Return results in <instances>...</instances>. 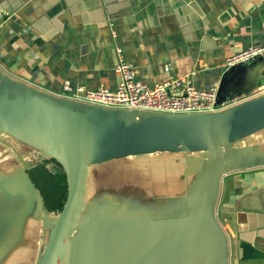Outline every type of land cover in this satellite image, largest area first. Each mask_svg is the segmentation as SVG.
Wrapping results in <instances>:
<instances>
[{
    "label": "crops",
    "instance_id": "1",
    "mask_svg": "<svg viewBox=\"0 0 264 264\" xmlns=\"http://www.w3.org/2000/svg\"><path fill=\"white\" fill-rule=\"evenodd\" d=\"M248 46H264V0H0L3 79L57 102L61 100L58 94L64 81L86 91L98 87L114 90L118 81L114 72L116 50L148 86L185 77L196 89L208 90L218 87L226 71V58ZM259 90L239 98L240 103L260 97H254ZM255 135L259 140L257 146L249 141ZM238 141L223 148L221 155L215 154L209 164L211 168H222L215 194L216 215L226 234L227 264H264V165H255L264 161V128L235 142ZM0 150V159L10 163L1 168L0 182L14 183L18 175L34 167L43 177V171L49 172L48 166L54 162L40 149L29 147L20 137L2 129ZM168 162L179 165L178 176L168 175ZM155 165V169L144 172H161L160 180L164 173L167 180L154 183L155 191L144 190L141 185L142 190L137 192L143 197L127 200L146 198L145 191L154 193L150 200H159L154 208L159 209L160 221L166 222V215L176 214L171 221H187L186 230L193 233V226L188 227L192 218V192L188 186L192 173L201 172L204 163L190 156ZM59 174L63 175L62 169ZM147 175L145 182L150 186L152 181ZM132 180L129 191L134 190L137 182ZM54 182L57 183L55 179ZM87 182L88 177L86 190ZM203 185L201 180L197 197ZM118 191L122 192L119 187ZM36 196L33 193L27 197L35 204L31 205L29 215L24 211L18 223L21 227L33 225L34 233L47 232V238L59 213L51 210L58 206L46 207L41 196ZM120 207L113 203L114 210ZM131 207L132 203L122 214L125 216H114L119 219L120 228H113L115 258L120 249L121 253L123 249H134L143 258L151 248L162 246L177 258L178 253L181 264L188 233L168 228L155 233L147 224L144 231L150 234V243L145 252L139 251L132 245L135 225L122 224L127 215V219L133 217L136 221L144 213L134 212ZM124 225V229L129 227L128 234L118 242L115 232L122 234ZM175 236L178 239L174 242L179 241L176 252L171 243ZM187 249L197 250L194 245Z\"/></svg>",
    "mask_w": 264,
    "mask_h": 264
},
{
    "label": "water",
    "instance_id": "2",
    "mask_svg": "<svg viewBox=\"0 0 264 264\" xmlns=\"http://www.w3.org/2000/svg\"><path fill=\"white\" fill-rule=\"evenodd\" d=\"M263 87L264 55L226 69L217 87L216 103L249 97ZM158 116L135 117L132 113L52 101L10 83L0 73V124L29 147L49 155L66 177L65 184L54 182V176L46 170L41 179L32 177L36 198L41 196L46 207L59 206L65 197L37 264L66 261L84 210L90 166L157 152L215 153L264 128V95L213 114ZM255 165L262 166L264 161Z\"/></svg>",
    "mask_w": 264,
    "mask_h": 264
},
{
    "label": "rangeland",
    "instance_id": "3",
    "mask_svg": "<svg viewBox=\"0 0 264 264\" xmlns=\"http://www.w3.org/2000/svg\"><path fill=\"white\" fill-rule=\"evenodd\" d=\"M260 95H264V88H261V90L254 93V97ZM147 117L151 118L159 116L150 114L147 115ZM252 137L255 138L249 139V141L252 142L251 145L257 146L259 144V140L257 139L258 135ZM238 143L239 141H233L225 147H230ZM190 156H195L198 161L204 163V168L201 172L197 173V171H195L192 173L191 182L188 186L189 191L192 192V196L190 197L192 210H194L196 205H200L199 201H201V198L198 199L196 195L198 193L201 180L204 182L202 190L204 193L212 192V185L214 191L211 200L210 215L205 218H199H204L206 220L204 224L210 223L216 238L214 237V233H212L209 229L207 231V235H209L207 239L208 242L200 248H197V239L200 227L195 229L193 233L189 231L187 232V225L181 223L175 224L177 223L176 221H171L174 219L176 214L166 215L163 218H167L165 219L166 222L160 221L161 217L158 215L159 209L154 208V206H156L155 202H159V200H150L152 194L154 193L145 191L148 193L147 196L145 195L146 198L132 199L133 201L127 200L137 196L143 197L139 192H137L142 190L140 187L141 185L144 186V190L152 189L155 191L154 183H161L164 179L167 180V175L163 172L164 178L160 180L161 172L151 174L148 173L147 175V173L144 172L145 169H155V163H165L167 160L174 159L185 160L189 159ZM214 157L215 154L204 151H187L176 154L157 152L147 155L114 159L102 164L90 166V174L88 176L87 190L85 194V211L83 210L84 213L81 217V222L71 237L67 258L63 264H78L81 252L83 251V246L91 244L92 242L93 264H137V262L142 258V254L134 249H127L125 251L123 249L122 253L120 249L116 253L115 258V254L113 253V219L110 217H104L101 219L90 217L89 214L92 213L98 214L101 212V214L105 215L109 212H113V203L121 205L120 208L116 209V211L121 212V214L126 213L129 209V205L132 203L133 207H131V210L134 212H144L137 216L138 219L136 222H144L145 224H148L155 233L163 231L167 228L169 230L180 229L182 232H185L186 234L188 233L187 247L191 248V246L194 245L197 250H189L187 247H184L185 249L181 251V254L184 255L185 258H183V262H181V264H212L218 259V256L221 257L220 264H227L225 247L226 234L216 215L215 204V194L217 193L216 188L218 185V175L220 171H218L217 167L211 168L209 165ZM147 160L150 162H147ZM9 165L10 163L0 159V170L1 168H5ZM167 165L165 170L167 172L168 169L167 173L169 176L174 177L175 175H179V165H176L173 162H168ZM48 167L49 172H51L53 176H56L54 177L55 181L58 180L65 184V182L59 178V176H61L59 174L61 168L57 165V163L54 161L53 164ZM32 175H34V177H42L41 171L34 167L30 170L23 171L20 176L18 175V177L13 180L14 183L10 180L7 182H0V264H37L40 261L46 245L47 232L44 233V235H42V232L40 231L34 233L32 232L34 230L33 225L28 224L27 227H25V224V226L21 227L18 223V221L21 220V215L25 213L24 211H26V215H29V210L33 207L31 205L35 204V201L29 202L27 199V197L33 193L36 194V188L32 182ZM146 175L149 176L150 181H152L150 186L149 183L147 185V182H145L146 179L144 176ZM132 179H136L137 182L135 183V186L133 185L134 190L129 191L127 189H130L132 187L131 183L134 182ZM118 187L120 191L122 190V192L118 191ZM64 200L65 197H63L58 208L62 205L61 203H63ZM41 202L44 204L42 197ZM150 202L152 203L151 207H149ZM203 203L204 202H202V204ZM58 208H54L51 211H57L59 210ZM195 221L196 224L199 223V220L194 217L188 220V227L189 225L193 226ZM122 224L127 226L134 225L133 221L130 220V218L127 219V217L123 218ZM125 225L122 226V229H124ZM91 231H93V233Z\"/></svg>",
    "mask_w": 264,
    "mask_h": 264
},
{
    "label": "built area",
    "instance_id": "4",
    "mask_svg": "<svg viewBox=\"0 0 264 264\" xmlns=\"http://www.w3.org/2000/svg\"><path fill=\"white\" fill-rule=\"evenodd\" d=\"M264 55V46H248L226 58L225 70L248 63ZM114 72L118 81L114 90L98 87L86 91L64 81L58 97L66 102L108 112L140 115L191 116L207 115L226 110L241 102L239 98L217 104V87L208 90L196 89L187 78H177L148 86L137 78L136 70L126 63L116 50Z\"/></svg>",
    "mask_w": 264,
    "mask_h": 264
},
{
    "label": "bare ground",
    "instance_id": "5",
    "mask_svg": "<svg viewBox=\"0 0 264 264\" xmlns=\"http://www.w3.org/2000/svg\"><path fill=\"white\" fill-rule=\"evenodd\" d=\"M0 127L7 132H12L11 130H9L8 128L4 127L1 124H0ZM246 137H248V136H246ZM222 150H223V147L220 148L217 152H215L213 154H216L219 156V155H221ZM209 153H212V152H209ZM221 169L222 168H219L218 171H221ZM215 173H217V172H215ZM213 192H214L213 191V185H212V192L204 193V191H201L199 196H198V199L201 198V201H199L200 205H196L194 210H192V217L199 220V223L196 224V221H195V223H193L194 224L193 228L197 229L200 227L199 233H198V239H197V248L202 247L204 244H206L208 242L207 239H208L209 235H207V231L209 229L212 233H214L212 228H211L210 223L204 224V222L206 221L204 218L207 217L208 215H210L211 200L213 197ZM202 202H204V203L202 204ZM84 211H85V209H84ZM84 211L82 212V214L80 216L79 222L77 224V228L81 222V217H82ZM120 213L121 212H117L116 210H113V212H109L108 214H105V215L101 214V212H99L98 214L92 213L89 215H90V217H94V218H98V219H101L104 217H110L113 219V218H115L114 216H116V215H119L122 217L125 216V215H122ZM127 217H128V215H127ZM199 217H204V218L200 219ZM130 219L133 220V223L135 225V228L133 229V234H132L133 248H136L139 251L145 252L144 248L147 247L150 243L149 242L150 234H148L147 232L144 231L147 224H145L144 222L137 223L136 221H134L133 217H130ZM115 221L116 222H115L114 229L115 230L120 229L119 227H117L119 225V222H118L119 219L115 218ZM128 231H129V227H126V229H124V232L122 234L115 232L117 241L119 242L120 239L125 238V236L128 234ZM91 232L93 233V231H91ZM214 237L216 238L215 233H214ZM174 239H178L177 236H175L171 241L173 249L176 252L179 248V241H177V243H176V242H174ZM214 241H216V240H214ZM92 243L83 246V251L81 252L78 264H93V259H92L93 244ZM175 252H173V253H175ZM145 254L146 255H143V258H141L137 262V264H179V259H180L179 254L175 253L178 256V258H177L173 254L169 253L162 246H155L154 248H151L148 253L145 252ZM220 263H221V257L218 256V259L216 261H214L212 264H220Z\"/></svg>",
    "mask_w": 264,
    "mask_h": 264
},
{
    "label": "trees",
    "instance_id": "6",
    "mask_svg": "<svg viewBox=\"0 0 264 264\" xmlns=\"http://www.w3.org/2000/svg\"><path fill=\"white\" fill-rule=\"evenodd\" d=\"M55 161V160H54ZM55 163H56V161H55ZM58 165V164H57ZM59 166V165H58ZM59 178H61L64 182H65V180H66V177H65V175H64V173H63V175L62 176H59ZM57 181V183L59 182V183H62V182H60V181H58V180H56ZM62 205H63V203H61ZM62 205L59 207V212L61 211V209H62ZM177 223H175V224H185V225H187V221H176ZM175 230H178V231H180L179 229H173L172 231H175ZM181 236H182V239L185 241L186 240V238H185V235H184V233H182L181 232Z\"/></svg>",
    "mask_w": 264,
    "mask_h": 264
}]
</instances>
